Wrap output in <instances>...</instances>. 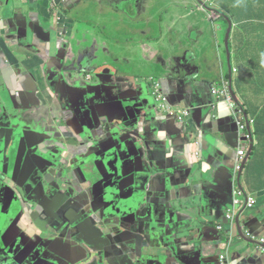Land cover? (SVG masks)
<instances>
[{
    "label": "water",
    "instance_id": "water-1",
    "mask_svg": "<svg viewBox=\"0 0 264 264\" xmlns=\"http://www.w3.org/2000/svg\"><path fill=\"white\" fill-rule=\"evenodd\" d=\"M212 1L199 0V4L209 12L225 15ZM33 9L38 14L42 13L48 22L27 23L24 16L23 25L17 24L15 12L14 16L7 20L9 50L15 60L20 59L21 65L17 67L20 72L26 71V66L35 62L34 58L37 56L56 57L55 60L49 58L43 61L44 78L39 82L31 78L35 86L30 93L34 94L38 104L41 98L49 99L48 91L50 88L54 89L57 96L62 98V111L66 118L62 119L61 115L59 119L49 117V113L40 108L42 105H29L32 100L17 105L13 110L8 109L9 101L4 105L0 114V133L4 128H8L7 132H13L19 143L32 144L34 148H38L36 138L40 136L55 144L59 154L57 159L47 161L38 157L39 151L34 153L30 150L21 156L12 152V157L0 152V203L9 206V209L18 215L28 214L27 217L33 225L48 233L49 218L43 221L37 217L41 209L45 210L46 215L47 207L42 206L43 201L52 199L44 191L41 181L43 172L53 182L66 188L67 193L74 190V194L80 197L82 191L72 175L73 167L69 165V160L72 146L80 151L89 146L83 155V167L88 170L84 182L91 187L94 196L98 195L100 187L103 188L95 211V223L99 229L94 231L91 227L89 235L86 218L82 219V223L75 225L64 215L54 214L51 219H55L59 226L52 230L61 229V235H52L47 240H44L42 235H37V239L44 240L34 243L35 250H40L42 260L32 264H57V261L49 260L43 251L51 250L54 253L55 242L59 239L66 245L60 250V256L62 257L68 249L72 258H75L70 264H152L151 257L158 255L148 250L151 241L160 237L163 242L162 238L167 239V235L175 230V200L172 195L182 189L191 192L194 186L190 183L196 174L190 171L194 166L200 171L201 165L203 164L204 168L216 154L210 148L213 142L208 140L204 126L199 121L204 110L200 106V91L194 87V80L200 74L212 73L210 65L220 61V51L215 40L218 17L211 18L213 28L202 24L203 17L198 18V23L195 20L203 29L201 35L191 29L184 32L185 29L179 28V36L171 39L173 42L161 41L160 45L164 48L157 46L168 57L161 72H156L150 65L143 74L126 73L128 76L140 75L145 89L140 99H134L132 106L124 108L123 105L128 103L131 97L122 89L123 82L120 81L121 76L117 70L106 66L107 58L111 57L116 46H121L116 43L115 37L106 36L114 42L112 50H109L103 43V37L98 36L97 57L91 75L85 69H76L73 64L79 54L85 51L86 42L81 38L73 45L72 51L66 50V43L61 41V35L49 22L44 9ZM198 15L196 12L193 18ZM226 20L229 23L227 36L232 28V21L229 17ZM42 25L49 27L47 33ZM126 31L131 33V39L137 34L127 27ZM46 42L49 47L44 49L41 44ZM33 72L34 75L42 73V65L33 68ZM63 72L72 76L74 74L78 85H72V78L69 79L71 89L62 88L60 84L55 83ZM87 74H90L89 78H86ZM152 75L176 82L177 89L173 93V100L165 95L164 88L160 85V92L165 101L157 102ZM19 97L20 94L14 95L13 99ZM181 108L189 109L194 117L192 121H185L183 127L177 125V115L173 113ZM129 120H136V125L126 126L124 121ZM8 122L13 129L9 128ZM247 127L250 132L248 123ZM219 131H222L221 128ZM234 132L238 138L237 124ZM8 141L5 139L4 144L7 145ZM14 142L15 139L12 141V149ZM192 143L198 148L196 160L187 157L188 145ZM252 149L253 141L250 150ZM157 157L162 158L164 169H160L159 163L155 162ZM129 160H132L131 164H128ZM45 162L49 163L48 170L45 169ZM242 168L243 166L239 177ZM76 169L75 166L74 170ZM226 172L229 173L227 170ZM64 195L65 193L60 194L63 198ZM5 199L9 201L5 203ZM70 218L74 221L73 217ZM198 226L196 224L194 227ZM254 244L257 245L256 242ZM168 249L169 254L164 255V264H191L197 261L194 254H191L195 248L186 244ZM258 250L256 249V254L252 255L251 260H260L264 248ZM52 257L54 255L51 254L50 258ZM217 262L222 264L219 257ZM200 263L207 264L204 259L197 264ZM241 264L255 263L248 258Z\"/></svg>",
    "mask_w": 264,
    "mask_h": 264
},
{
    "label": "crops",
    "instance_id": "crops-1",
    "mask_svg": "<svg viewBox=\"0 0 264 264\" xmlns=\"http://www.w3.org/2000/svg\"><path fill=\"white\" fill-rule=\"evenodd\" d=\"M29 1L0 0V114L8 101L10 102L8 109L13 110L17 105L26 104L32 100L29 105L32 107L42 105L41 107L49 113V117L59 119L61 115L62 119L66 118V114L62 111V98L60 95L57 96L54 89L50 88L54 99L41 98L38 104L35 101L34 94L30 93L35 86L31 78L36 82L43 80V61H47L49 58L55 60V56H49L48 58L45 55L37 56L34 58L35 62H30L26 66V71H18L17 67L21 65L20 59L15 60L10 53V41L6 36L8 31L7 20L12 18L15 12L16 23H22L23 25L24 16L27 23L30 21L35 23L45 21L42 13L38 14L33 7L44 9L45 15L50 19L49 22L55 31L61 35V38L64 36L67 39V42H65L66 50L70 51H72L73 45L81 39V35L88 33V31L73 29L77 23L67 18L65 13L90 5H93L101 14L115 15L117 21L121 20L119 31L123 36L122 40L125 41H132L131 33H128L129 36L126 34V27L137 32L133 40H141L146 37L147 39L157 40L159 34L162 33L167 37H171L168 38V42L172 41L171 39H175L172 22L178 18L182 20L178 29L198 30L197 32L201 34L197 24L199 17L193 18L196 12L203 13V11L197 10L196 0H145V2L127 0V3L129 1L127 8L125 5H116L119 0ZM146 2L153 4L166 3V6L160 11L162 14L160 21L166 27L159 29V33L156 27L153 26L152 21L147 25V30L142 29L141 20L138 19L140 15H143V19L148 16L150 20L154 19L153 11L147 7ZM29 3L32 4L29 5ZM215 4L232 18L233 26L229 38L230 49L227 50L226 40L224 42V35L227 32L229 23L227 20L222 23L218 18L219 29L216 43L220 49L221 63L217 65L213 73L197 77L194 83L200 91V106L204 110L199 121L204 126V133L208 140L213 142L210 144V148L216 154L213 160H210L204 168L203 164L201 165L200 171L196 166L190 171V173L196 174L190 183L194 186L191 192L182 189L172 195V199L175 200L173 202V213L176 221L175 230L167 235V239L162 238L163 242L160 237L151 241L148 250L158 255L155 258L151 257L152 264H164V255L169 254L168 247L170 249L173 246L178 248L184 244L190 248H195L191 251V254H194L197 261L191 264H197L202 259L207 264H218V257L222 264H237L240 259L242 263L243 261L246 262L248 258L255 264H264L263 253H261L259 261L251 260L252 255L256 254V249L258 250V244L254 243L264 238V32H260L257 25V18L262 20L260 15L264 12V5L263 0H215ZM139 7H142L143 13L138 16L136 14ZM130 10L135 13L132 17L133 20L129 17ZM109 20L110 18L103 19L104 27L108 29L105 36L100 34L104 41L109 39L106 36L115 35L113 30H109L110 27L108 28ZM42 28L46 33L49 30L46 25H42ZM41 45L44 49L49 47L48 42ZM105 47L112 50L113 45H105ZM129 49L135 50V47H129ZM39 65H42V73L34 75L33 68H38ZM106 66H112L117 70L121 76L120 81L123 82L122 89L131 97L123 107L132 106L134 104L132 101L140 99L145 89V83L140 79V75L131 74L128 76L126 73L121 72L118 69V64L113 61L112 54L110 58H107ZM54 70L60 72L57 69ZM89 75L87 74L86 78H89ZM70 78L73 79L72 85H78L74 74L72 76L67 72L59 75V80L55 83L60 84L62 88L71 89L69 88L71 86ZM226 78L231 80L236 102L244 110L243 118L249 120L250 132L253 138L252 150H250L251 144H247V157L240 177V172L236 173L237 165L234 148L238 143V138L234 131L236 128L235 121L240 122L242 119L239 112L231 113L228 105L219 103L218 98L212 94V88L222 84V81ZM155 79L160 80L164 92L169 96L172 95L174 99L173 93L177 89L176 82L162 77L159 79L155 77ZM18 94H20V97L13 99L14 95L17 96ZM6 119L9 121V116ZM124 124L133 126L136 125V120L124 121ZM7 125L10 129H13L9 122ZM137 128L140 130L139 126ZM220 128L222 131H219ZM7 129L4 128L0 133V152L3 155L12 157L13 152L21 156L23 153L33 150L34 153L39 151L38 157L45 158L47 161L57 159L59 150L51 141L44 140L39 136L36 138L38 148H34L32 144L19 143L15 138V134L7 132ZM5 139L9 140L7 145L4 144ZM13 139L16 142H14L15 146L12 149ZM149 139L152 138L149 137ZM26 146L28 147L26 148ZM88 147L80 151L79 148L72 146L69 160V165L73 167L72 175L82 191L81 196L75 195L74 190L67 193L66 188H63L57 182H53L42 171L44 176L41 181L43 182L44 191L52 199L43 201L42 206L47 207L46 215L45 210L41 209L37 217L43 221H47L49 218L48 233L40 231L33 225L27 217L28 214H23L21 217L16 216L15 222L12 224L8 220L1 225L4 232H0V264H32L42 260L40 250L38 248L35 250L34 246L36 245L34 243L47 240L52 235H61V229L52 230V228L59 226L55 219H51L54 214L64 215L75 225L82 223V219L86 218L89 235L91 227L94 228V231L99 229L95 223L97 220L95 211L98 207L99 198L102 196L103 188L100 187L98 195L94 196L91 187L84 182L88 170L83 167V155ZM197 150L195 144H189L187 157L196 160ZM161 160L162 158L157 157L155 162L159 163L160 169H164L165 166ZM127 162L131 164L132 160ZM45 163V169L48 170L49 163ZM75 166L77 167L76 170H74ZM226 170L229 173H225ZM234 191H236L238 199L234 197ZM61 193H65L64 198L60 196ZM249 197H253L256 201V206L253 209H246ZM235 200L239 201L237 206L234 203ZM4 201H9V199ZM4 209L5 204L0 203V213L4 212ZM7 215L5 213L4 217L6 218ZM227 215H235L233 228L230 224L232 222L226 220ZM70 216L74 218V221ZM196 224L199 226L194 227ZM219 227L223 228V233L218 230ZM37 235H42L44 240L37 239ZM248 236L251 239H248ZM1 239H4L5 243ZM55 239H58V237H55ZM65 246L62 240L59 239L55 242L56 251L54 253L51 250H45L43 253L49 260L57 261V264H70L75 258H72L68 249L62 257L60 256V250ZM51 254L54 257L50 258Z\"/></svg>",
    "mask_w": 264,
    "mask_h": 264
},
{
    "label": "rangeland",
    "instance_id": "rangeland-1",
    "mask_svg": "<svg viewBox=\"0 0 264 264\" xmlns=\"http://www.w3.org/2000/svg\"><path fill=\"white\" fill-rule=\"evenodd\" d=\"M132 1L136 2V0H132ZM141 1L145 2V0H141ZM128 3L127 0H119L116 5L118 6L125 5V7L127 8L129 6ZM146 5L151 11H153L154 19L150 20L149 16L143 19V15H140L143 13V9L142 7H139L136 15L138 16L140 15L138 19L141 20L140 24L142 25V29L147 30L148 29L147 25L150 24V22L152 21L153 26L156 27L159 33V29L166 27L165 24L161 23L160 21L162 17L160 11L162 10V8H164V6H166V3L158 2L156 4H153L151 2H146ZM263 5H264V0H263ZM135 9L137 10V8ZM79 13H81V15H79ZM129 13H130L129 17L132 19L135 13H133L131 10L129 11ZM65 14L67 18L73 20V22L76 21L77 24L73 29H79L80 31H84V30L88 31V33L84 34L81 37L82 40L86 42V49L85 51L79 54L77 59H75L76 63L75 62L73 63L76 69H85V71L89 73H91L92 70L94 69L95 67L94 61H96L97 49H98V45H97L98 36H100V34L102 36H105V34L108 33V29L104 27L105 24L103 21L104 18H110L108 28L110 27L109 30H113V32L115 33L114 35L115 40L121 45L120 47L116 46V48L113 50L112 53L113 61L118 64L120 68L119 70L121 72H125V73L137 72L143 74V72L151 65L152 68L159 73L161 72V68L166 64L168 60L167 55L157 47V45H160V41L158 39L157 40H154L153 38L147 39L146 37L143 38L144 40L143 39L141 40L132 39V41L122 40L123 36L119 31V23L121 22V20L117 21V17L115 15H107V14L99 13V11H97V9L93 5L77 8L72 12H66ZM218 16L219 14L217 13L210 14L208 12H203L198 15L199 18L203 17L202 24L209 28H213V19L211 18ZM260 16L264 17V12ZM126 18L128 19V17ZM219 19L222 23L226 22V18L224 17L219 16ZM188 31L189 29L184 32H188ZM131 32L133 33L134 30ZM126 34L127 36H129L128 31L126 32ZM178 36H179L178 33L177 34L174 33L175 38L176 37L178 38ZM130 37L132 38V35H130ZM225 38H226V33L224 35V42H225ZM61 40L67 42V39L64 36L61 38ZM103 43L112 46L113 40L106 39L105 41H103ZM129 47H135V50L129 49ZM91 75L93 74L91 73ZM237 264H241V261H239Z\"/></svg>",
    "mask_w": 264,
    "mask_h": 264
},
{
    "label": "clouds",
    "instance_id": "clouds-1",
    "mask_svg": "<svg viewBox=\"0 0 264 264\" xmlns=\"http://www.w3.org/2000/svg\"><path fill=\"white\" fill-rule=\"evenodd\" d=\"M196 1H197V4H196V5H197V7H198V8H197L198 11L208 12V13H210V14L213 13V12H209V11H207V10L204 8L203 5L199 4V0H196ZM212 3L215 5V7H216L218 10H220L221 12H223V13L226 15V16H225V15L220 14L219 16H222V17H224V18L229 17V16H228V15H227L222 9H220V8L215 4V0H213ZM51 9H52V8H51ZM219 16H218V18H219ZM218 18L216 19V24L218 23V22H217ZM229 18H230V17H229ZM230 19H231V18H230ZM262 20L264 21V17H262ZM231 21H232V20H231ZM181 22H182V20H181L180 18H178L177 20H174V21L172 22V30H173V33H177L176 30H177L178 27L180 26ZM232 26H233V22H232ZM199 28H200V31H201V33H202V30H203L202 27L199 26ZM228 28H229V27H228ZM231 30H232V28L230 29L228 35H227L226 38H225V40H226V42H225V46H226V48H227L228 51H229V49H230V46H229V38H230V36H231ZM177 31H178V30H177ZM195 31L197 32L198 30H195ZM195 31H193V32H195ZM227 31H228V29H227ZM198 34H200V33H198ZM217 34H218V31H217V33H216L215 40L217 39ZM226 34H227V32H226ZM200 35H201V34H200ZM167 38H171V37H167ZM216 47H217L218 50L220 51L219 46H218L217 43H216ZM220 59H221V55H220ZM219 63H221V62L219 61L217 64H216V63H212V64L210 65V69L214 72V70L216 69V67H217V65H218ZM213 72H212V73H213ZM191 74H192V73H191ZM208 74H211V73L200 74L199 76H205V75H208ZM199 76H198V77H199ZM87 77H88V76H87ZM151 77H152V79H153V83H154V93H155V95H156L157 102H158V103H162L163 101H165V98H164L163 94L160 92V85H161V82H160V80H156V79H155V77H157V79H159V77H158V76H154V75H152ZM195 79H196V78H195ZM225 80L230 82V86H229V96L231 97L230 101L223 100V99L219 98L218 96H216V95L214 94V90L220 89L222 84H219L218 86L213 87V88H212V94L218 98V102H219V103H223V104L228 105V107H229L231 113L239 112L240 117H241V119H242L240 122H236V121H235L236 124H237V127H238V143H237L236 148H235L236 162H237V160H238V154H239L240 151L244 150V151L246 152V157H247V144H251V141L253 140V138H252V134H251V132H248L247 123L249 124V120H245V119L243 118V117H244V110H243L242 107H240L239 104L236 102V99H235V96H234L233 87H232V84H231V80L228 79V78H226ZM194 87H195L196 89H198V88L196 87L195 83H194ZM165 95L173 100L172 95L169 96L167 93H165ZM213 107H214V106H213ZM240 110H243V112L240 113ZM184 111H187L188 114H187L186 116H183V122H180V121H179V117L182 116V114H183ZM173 113L177 115L176 123H177V125H178L179 127H183L185 121H192V120H194L193 114H192L191 111H190L189 109H187V108H181L180 111L173 112ZM211 117H212V115H211ZM241 125L245 126V132H244V134H245V136L248 135V136L250 137V141H247V139H246L245 137H243V132H241V130H240V126H241ZM192 144H194V143H192ZM195 145H196V144H195ZM241 146H242V147H241ZM196 147H197V146H196ZM242 148H243V149H242ZM197 149H198V148H197ZM197 151H198V150H197ZM246 157H245V159L243 160V162H242V164H241V167L244 165V161L246 160ZM3 240H4V239H3ZM35 255H36V254H35Z\"/></svg>",
    "mask_w": 264,
    "mask_h": 264
},
{
    "label": "built area",
    "instance_id": "built-area-1",
    "mask_svg": "<svg viewBox=\"0 0 264 264\" xmlns=\"http://www.w3.org/2000/svg\"><path fill=\"white\" fill-rule=\"evenodd\" d=\"M229 86H230V82L223 80L222 81V85L220 89L214 90V94L216 96H218L219 98L226 100V101H230L231 97L229 96ZM243 110H240V113H242ZM188 113L187 111H184L182 116L179 117V121L183 122V116H186ZM240 130L241 132H243V137H245L247 139V141H250V137L248 135L245 136L244 132H245V126L241 125L240 126ZM246 157V152L244 150L240 151L238 154V160L236 162V173L241 171V164L243 162V160ZM234 197L237 198L236 196V191H234ZM238 199V198H237ZM235 205L237 206L239 204V201L235 200L234 201ZM242 205V203H240ZM256 201L253 197H249L247 199V205H246V209H253L256 205ZM243 213V212H242ZM226 220L227 222H232L230 223L232 228H233V224H234V220H235V215H227L226 216ZM218 230L220 232L223 233V228L219 227ZM248 239H251L249 236L247 237ZM258 244V249H263L264 248V238L260 239L256 242Z\"/></svg>",
    "mask_w": 264,
    "mask_h": 264
},
{
    "label": "flooded vegetation",
    "instance_id": "flooded-vegetation-1",
    "mask_svg": "<svg viewBox=\"0 0 264 264\" xmlns=\"http://www.w3.org/2000/svg\"><path fill=\"white\" fill-rule=\"evenodd\" d=\"M167 36L166 35H164V34H162V33H160L159 34V41L161 42V41H163V42H168L167 41ZM159 48V47H158ZM48 96L50 97V98H52V99H54V95H53V93L51 92V90H49L48 91ZM42 110H44L45 112H46V110L43 108V107H40ZM5 203H7V201L5 202ZM5 213H7L8 215L6 216V218L4 217V214ZM23 215V214H22ZM22 215H19L20 217L22 216ZM16 216H18V214H16V213H13L10 209H9V206H5V209H4V212H2V213H0V232H4V230L1 228V225L2 224H5L8 220L9 221H11L10 222V224H12V223H14L15 222V218H16ZM20 220V219H19ZM9 224V225H10Z\"/></svg>",
    "mask_w": 264,
    "mask_h": 264
},
{
    "label": "trees",
    "instance_id": "trees-1",
    "mask_svg": "<svg viewBox=\"0 0 264 264\" xmlns=\"http://www.w3.org/2000/svg\"><path fill=\"white\" fill-rule=\"evenodd\" d=\"M216 25H217V29H219V23H217ZM257 25H258L259 31L264 32V21L257 18Z\"/></svg>",
    "mask_w": 264,
    "mask_h": 264
}]
</instances>
